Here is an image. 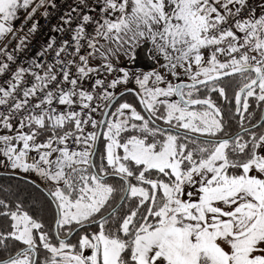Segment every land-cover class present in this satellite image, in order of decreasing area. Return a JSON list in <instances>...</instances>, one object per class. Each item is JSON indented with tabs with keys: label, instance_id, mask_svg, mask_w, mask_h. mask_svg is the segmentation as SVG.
Returning <instances> with one entry per match:
<instances>
[{
	"label": "snow or ice",
	"instance_id": "snow-or-ice-1",
	"mask_svg": "<svg viewBox=\"0 0 264 264\" xmlns=\"http://www.w3.org/2000/svg\"><path fill=\"white\" fill-rule=\"evenodd\" d=\"M55 7L54 0H0V74H10L0 85V167L12 175L36 173L54 209L53 233L22 202L0 199V216L9 222L0 231V250L10 252L0 264H264V132L256 131L264 117L244 126L245 118L252 119L249 99L264 105V0L258 16L248 0H103L94 37L85 31L93 17L81 10L71 58L63 55L68 41L57 47L50 38L37 53L43 61L13 70L16 54L27 47V22L33 21L28 32H35L39 9L47 16ZM21 12L25 24L17 29ZM61 20L73 23L71 14ZM101 37L106 44H98ZM148 38L180 82H165L156 72L135 76L147 117L127 102L111 110L115 93L109 89L130 82L123 67L110 82L95 78L90 90L83 87L101 67L117 72L113 58ZM82 40L88 55H80ZM96 53L104 63L89 67ZM235 77L240 132L220 136L226 125L211 94L227 100L222 81ZM202 89L207 96H200ZM97 112L102 119L93 118ZM17 118L18 126L12 122ZM230 152L242 158L232 159ZM109 176L122 182V201L129 206L105 216L117 192ZM77 228L82 234L71 242Z\"/></svg>",
	"mask_w": 264,
	"mask_h": 264
},
{
	"label": "built area",
	"instance_id": "built-area-1",
	"mask_svg": "<svg viewBox=\"0 0 264 264\" xmlns=\"http://www.w3.org/2000/svg\"><path fill=\"white\" fill-rule=\"evenodd\" d=\"M56 7L55 8H48L47 12L48 15L44 16L43 12L45 11L44 8L39 9L38 13L36 14L35 20L38 21V27L37 30L33 33L28 32V27L31 26V23L33 21H28V27L24 28V34H27V41H26V50H22L21 52H18L16 56L18 59H16L15 63L11 65L12 69L15 70V68L19 66H29V62L32 60L37 61H43L45 59V56H37V53L41 52L49 42L50 38H54L56 41V46L58 47L63 41L69 42V49L67 53H64L68 58H71L68 56V53L74 54V42L72 41L73 31L76 28L77 24L81 22L82 17L80 16L81 10L85 14H89L93 17V20L85 25V31L88 35V37H94L95 36V27H96V21L100 20L102 22V14L99 13L98 6H102L103 0H54ZM248 4L255 8L256 4L254 0H248ZM73 8H76V12H72L71 10ZM91 10V11H90ZM66 14H71L73 23L69 25H65L62 23L61 17H65ZM25 24V21L23 17L15 24V27L17 29L21 28ZM63 28V31H59L58 29ZM56 29V30H54ZM99 39V38H98ZM103 40L101 39L99 41V44H101ZM9 42L11 43V38H9ZM18 42V41H17ZM81 52L80 55H88L89 52H91V49L87 47V40H82L80 43ZM11 51V49H9ZM97 57L101 58L98 53L95 54ZM120 57V56H119ZM47 59L51 62L53 60V55H48ZM78 59V57H76ZM223 59V57H221ZM118 60L113 58V64L114 67L117 69V72L112 74H107L106 72L100 76H94L93 81H89L85 79L83 81V87L87 90H90V84L94 82L95 78H101V79H107L109 82L111 79L115 78L119 73L118 70L121 68V64L117 62ZM73 72H75V69H73ZM43 74L42 70L41 73ZM10 78L9 75L0 74V85H3L6 80ZM35 103L36 101L33 100ZM98 101H93V106ZM53 107H57L59 110H65L63 106H59L58 104H54ZM77 111H79V106L76 107ZM0 111H3V106H0ZM15 125L18 126V118L16 120L12 121ZM91 125L87 127V131H90ZM25 130V129H24ZM69 144L72 147H75L74 144H72L71 141H69ZM36 153L33 152L29 155L28 160L29 162L32 161L34 157H36Z\"/></svg>",
	"mask_w": 264,
	"mask_h": 264
},
{
	"label": "trees",
	"instance_id": "trees-1",
	"mask_svg": "<svg viewBox=\"0 0 264 264\" xmlns=\"http://www.w3.org/2000/svg\"><path fill=\"white\" fill-rule=\"evenodd\" d=\"M130 61V60H129ZM230 82L229 83H222V86H226V92L228 99L225 100L224 98L216 95L218 98V101L221 102L225 107H227V114H226V120L228 121L229 126H231V131L228 133V135L233 134L237 129H239V126L232 125L233 122L236 121V117L233 115L232 109H233V97L236 89L238 88L240 78L235 77V78H229ZM132 86L136 88L137 91H139L138 85L136 83L126 85L125 87L119 89L117 92L120 90ZM115 92V94L117 93ZM231 101V103H229ZM121 102H127L129 104H132L133 107L137 109V111L141 112L142 115H145L144 112L141 110L140 105L137 101L136 96L133 93H127L121 96L116 103L112 107V111L116 109V107L119 106ZM250 103V110L252 114V118L256 119L259 117V112L261 109L260 105L258 107L257 101L254 98L249 99ZM102 115V112H97V117L95 119L99 120ZM159 124L160 121H157ZM92 128L90 129V131ZM24 131H28L27 128H25ZM97 131V129H96ZM50 134V133H49ZM46 136H42L40 140L46 139ZM102 141L103 137H100L98 147H102ZM96 163L99 165L100 162V153H96ZM106 163V161H105ZM0 172H9L8 170L5 169H0ZM21 175H24L26 177L32 178L35 180L37 183L42 185V187L46 191V184L42 183L39 181L37 178H35L33 175L27 174V173H20ZM106 181L112 185H114L117 188V192L114 194V197L111 200V203L109 204L108 208L104 210V214L109 211L120 199L122 196V192L120 189L123 187L122 182L119 180V178L116 177H109L106 178ZM135 182V181H133ZM0 199L5 200L6 202H12L14 205L16 202H22L24 209L27 210L30 215H32L34 218L41 219L42 222L45 225V231L49 229L50 226H52L53 233H54V220H53V211L54 209L50 207L48 197L44 193L43 190L39 189L37 186L32 184L31 182H28L27 180L17 177V176H11L7 174H0ZM123 203V208H121V204ZM122 203L116 208L118 212H126L127 208L129 206V201L128 200H123ZM132 203H135L133 201ZM9 227V222L8 219H6L3 216H0V231L6 230ZM93 229L89 228L88 231L91 232ZM82 234L79 230L71 236V239H77L78 236ZM15 250V249H14ZM5 255L0 254V258L4 257ZM44 257V251L41 248L40 252V259L43 260Z\"/></svg>",
	"mask_w": 264,
	"mask_h": 264
},
{
	"label": "water",
	"instance_id": "water-1",
	"mask_svg": "<svg viewBox=\"0 0 264 264\" xmlns=\"http://www.w3.org/2000/svg\"><path fill=\"white\" fill-rule=\"evenodd\" d=\"M150 43H151V40H145L143 42H140L133 50H132V54H131V57L129 58L130 60V67L131 69H135V70H143V71H149V70H152L154 67H155V62L150 58L149 54H148V49H149V46H150ZM182 81L184 82H188L187 79H182ZM180 81H177L175 83H178ZM174 83V84H175ZM126 89H132L133 91L129 92L127 91ZM136 92H138L134 87H126L122 90H120L119 92H117L115 94V98L114 100L111 102V109L113 107V105L116 103V101L121 97L123 96L124 94H127V93H133L136 98H137V101L140 105V108L141 110L144 112L145 116L147 117V113L144 111L143 109V106L140 104L139 102V97L136 95ZM235 102V100H234ZM103 118V114L101 115L100 119ZM157 126L159 127H163L161 125H159L157 122H156ZM100 129L97 128V132H99ZM99 140L97 141V146L99 144ZM0 174H7V175H11V176H17V177H21L25 180H27L28 182H31L32 184H34L35 186L39 185V189L43 190L44 193L46 194L47 196V193L45 191V189L42 187V185H40L39 183H37L35 180H33L32 178H29V177H26L24 175H21V174H15V175H12L10 174V172H0ZM109 177H114V176H109ZM109 177H106V178H109ZM118 178V177H116ZM122 203V196L120 197V199L117 201V203L112 207V208H117L120 204ZM112 208L110 210H112ZM109 210V211H110ZM107 211L104 215L107 216L108 212ZM79 229L77 228L72 235H74ZM70 238V237H69Z\"/></svg>",
	"mask_w": 264,
	"mask_h": 264
},
{
	"label": "flooded vegetation",
	"instance_id": "flooded-vegetation-1",
	"mask_svg": "<svg viewBox=\"0 0 264 264\" xmlns=\"http://www.w3.org/2000/svg\"><path fill=\"white\" fill-rule=\"evenodd\" d=\"M226 83H229L230 80L227 79V80H224L222 81V83L225 84ZM237 90V89H236ZM208 93L205 92L203 89L201 90L200 92V96L201 97H204V96H207ZM216 95L218 96V92H215V93H212L211 94V98L212 100L216 103V105L222 109V113H223V117H224V122H225V129H224V132L220 134V136H225V135H228V133L231 131V126H229L228 124V121L226 120V114H227V107H225V105H223L221 102L218 101V98L216 97ZM173 99H175V97H173ZM249 113H251V110H250V103H249V109H248ZM232 112H233V115L236 117V121L232 123V125H236V126H239V122H240V117L238 115H235V102H234V97H233V109H232ZM253 117V116H252ZM264 117V105L261 106V109H260V112H259V117L256 118V119H251V121L249 122V120L247 118H245L244 120V126L246 128L248 127H251L252 125H258L261 121V118ZM159 125L163 126V127H168L167 125H164L162 121H160ZM257 132H264V126H260L256 129ZM240 132V128L237 129L233 134H236ZM181 140L180 142H185L184 140V134L181 133ZM189 137L195 139V134H192V133H188L187 134ZM231 135V134H230ZM119 151H122V150H119ZM260 154L264 155V151L260 152ZM230 158L232 159H240L242 158L240 155H237V154H233L230 152ZM71 242H76L77 239H71V237L69 238ZM9 248H10V251H14V248L12 247V244L11 242H9ZM0 254L2 255H5L4 257H1L0 259H4L7 255L10 254V252H5V251H2L0 250Z\"/></svg>",
	"mask_w": 264,
	"mask_h": 264
},
{
	"label": "rangeland",
	"instance_id": "rangeland-1",
	"mask_svg": "<svg viewBox=\"0 0 264 264\" xmlns=\"http://www.w3.org/2000/svg\"><path fill=\"white\" fill-rule=\"evenodd\" d=\"M24 16V15H23ZM102 38V37H101ZM102 44H106V41L102 38ZM145 40H147V39H142L140 42H143V41H145ZM139 42V43H140ZM114 46V45H113ZM132 50L133 49H128L127 50V54H124L123 52L120 54V57L117 59L118 61L117 62H119L122 66L121 67H123V68H125L128 72H129V74H130V82L129 83H127V85H130V84H133V83H135V75H134V72L135 71H133V69H131V67H130V65H131V63H130V61H129V58L131 57V54H132ZM205 55V57H207V55H208V51H207V53L206 54H204ZM104 63V61L101 59V58H99V57H97L95 54L94 55H92V57L91 58H89V61H88V64H89V67H99V66H101L102 64ZM194 66V65H193ZM194 68H195V66H194ZM179 71H183V69L182 68H179ZM105 71H104V69L101 67V71H100V74H99V76H97L95 73H93L92 75H94V76H97V77H100V76H102L103 75V73H104ZM182 77L184 78V79H187V77L183 74L182 75ZM165 82H169V80H165ZM170 82L171 83H175V82H172V80H170ZM161 87H164V86H166V85H164V84H161L160 85ZM123 87H125V85H123V84H121V85H118L117 87H116V89H109V91H113L114 93L115 92H117L119 89H121V88H123ZM121 103H124V102H121ZM115 111V110H114ZM97 117V114L96 113H93V118H96ZM3 132H4V130L2 129V128H0V134H3ZM119 154L120 155H122L123 153H122V151H119ZM55 158V157H54ZM0 159H3L2 157H0ZM0 169H5V168H3V167H0ZM6 170V169H5ZM20 173H23V172H19L18 174H20ZM27 174H30V175H33L35 178H37L39 181H41L43 184L45 183V182H43L42 180H41V178L36 174V173H34V172H30V173H27Z\"/></svg>",
	"mask_w": 264,
	"mask_h": 264
},
{
	"label": "crops",
	"instance_id": "crops-1",
	"mask_svg": "<svg viewBox=\"0 0 264 264\" xmlns=\"http://www.w3.org/2000/svg\"><path fill=\"white\" fill-rule=\"evenodd\" d=\"M255 3H256V7H255V8H256V15L258 16L259 13H260V8L258 7V5H260L261 0H255ZM23 15H24V13L21 12V13H20V17L22 18ZM21 18H20V19H21ZM112 18L114 19L115 16H113ZM20 19H18V20L15 22V24H16L17 22H19ZM101 39H102V38H99V39H98V44H99V41H100ZM147 40H150V38H148ZM100 44H101V42H100ZM206 53H207V50H205V51L203 52V54H206ZM148 54H149L150 58L155 62V67H154L152 70H149V71H143V70H135V69H133V71H135V72H134V75H135V76H136L137 74H141V75H142V74L145 73V72H156V73L160 74V75L163 77L164 81H165V80H169V82H170V80H172V82H176V81H178L175 77H173V75H172L170 69L164 67V65H165L167 62L164 60V57L156 51V49H155V47H154V45H153L152 43H150V46H149V49H148ZM91 57H92V56H90L89 58H91ZM179 68H180V67L177 66V69H176L177 75H178L181 79H184V78L182 77V75H183L184 73H183V71H179ZM193 68H194V66H193ZM153 79H154V78H153ZM164 85H166V84H164ZM54 157H55V155H53L52 158L55 159Z\"/></svg>",
	"mask_w": 264,
	"mask_h": 264
}]
</instances>
